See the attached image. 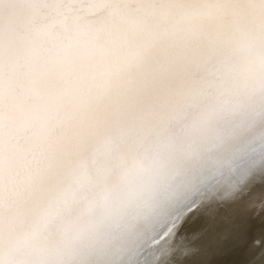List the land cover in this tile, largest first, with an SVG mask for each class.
Listing matches in <instances>:
<instances>
[{"label":"snow or ice","instance_id":"snow-or-ice-1","mask_svg":"<svg viewBox=\"0 0 264 264\" xmlns=\"http://www.w3.org/2000/svg\"><path fill=\"white\" fill-rule=\"evenodd\" d=\"M257 191L264 0H0V264H237Z\"/></svg>","mask_w":264,"mask_h":264},{"label":"bare ground","instance_id":"bare-ground-1","mask_svg":"<svg viewBox=\"0 0 264 264\" xmlns=\"http://www.w3.org/2000/svg\"><path fill=\"white\" fill-rule=\"evenodd\" d=\"M246 227V243L239 251L226 258L237 264H264V197L257 191L251 197H244L236 209Z\"/></svg>","mask_w":264,"mask_h":264}]
</instances>
